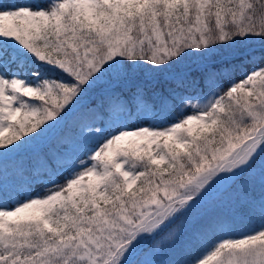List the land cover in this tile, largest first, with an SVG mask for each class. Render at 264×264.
<instances>
[{"label": "snow or ice", "instance_id": "obj_1", "mask_svg": "<svg viewBox=\"0 0 264 264\" xmlns=\"http://www.w3.org/2000/svg\"><path fill=\"white\" fill-rule=\"evenodd\" d=\"M0 264H264V0H0Z\"/></svg>", "mask_w": 264, "mask_h": 264}, {"label": "rangeland", "instance_id": "obj_2", "mask_svg": "<svg viewBox=\"0 0 264 264\" xmlns=\"http://www.w3.org/2000/svg\"><path fill=\"white\" fill-rule=\"evenodd\" d=\"M176 113L173 112L171 116H175ZM223 211L227 212V209H224ZM233 227L236 230H243L241 228L247 229L249 227L248 219H247V213L241 210V214H238L235 220L233 221ZM177 254L176 250H172L170 252V256H174Z\"/></svg>", "mask_w": 264, "mask_h": 264}, {"label": "trees", "instance_id": "obj_3", "mask_svg": "<svg viewBox=\"0 0 264 264\" xmlns=\"http://www.w3.org/2000/svg\"><path fill=\"white\" fill-rule=\"evenodd\" d=\"M237 79L239 78V75H237L236 77ZM171 119V117H170ZM40 189L37 188V191H39ZM241 229H244V228H241ZM213 239H215V237H213ZM203 251V247L201 245H193L187 249H181V252L186 255L188 258H194L198 255H200V253ZM170 255V253H169ZM177 254H175L174 256H176ZM172 256V257H174Z\"/></svg>", "mask_w": 264, "mask_h": 264}]
</instances>
